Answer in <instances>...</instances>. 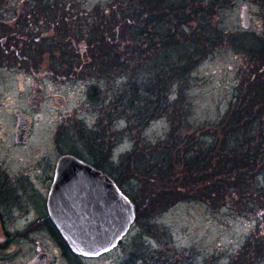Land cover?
Returning a JSON list of instances; mask_svg holds the SVG:
<instances>
[{
    "label": "trees",
    "instance_id": "1",
    "mask_svg": "<svg viewBox=\"0 0 264 264\" xmlns=\"http://www.w3.org/2000/svg\"><path fill=\"white\" fill-rule=\"evenodd\" d=\"M3 1L0 67L46 72L57 81L87 77L100 83L119 77L123 91L110 107L116 120L126 119L142 131L157 119L169 118L182 98L180 82L223 41L225 33L214 26L217 16L239 1L264 8V0H110L87 11L81 0H26L11 18L1 14ZM5 18L12 21L5 23ZM243 46L250 58L240 103L212 127L218 135L209 147H201L185 123L175 146L159 145L148 158L138 156L135 148L118 166L105 159V171L121 189L132 178L147 187L140 202L137 193L128 195L137 208L136 223L152 217L148 212L166 210L190 196L214 211L234 202L241 216L258 214L264 221V187L257 181L264 175V36ZM175 85L179 98L171 103L167 95ZM169 120L173 136L175 125ZM94 134L87 148L101 162L105 139ZM251 250L256 256L250 261ZM146 254L134 252L125 264H165L164 257L148 259ZM237 257L238 264H264V235L255 233Z\"/></svg>",
    "mask_w": 264,
    "mask_h": 264
},
{
    "label": "rangeland",
    "instance_id": "2",
    "mask_svg": "<svg viewBox=\"0 0 264 264\" xmlns=\"http://www.w3.org/2000/svg\"><path fill=\"white\" fill-rule=\"evenodd\" d=\"M24 1L26 0H4L1 14L14 18ZM81 1L83 8L91 11L97 6L107 5L110 0ZM244 10L249 13V30L242 27ZM263 12L264 8L256 3L239 1L217 16L214 26L225 33V37L213 54L200 62L180 82L183 89L180 104L169 114L175 125L173 136L168 117L151 122L143 131L134 129L136 126H129L126 119L116 120V112L110 106L113 105L111 103L114 98L123 91L124 81L119 77L100 83L92 82L87 77L68 81L45 77L41 83L44 100L42 108L37 110L30 105L36 80L31 73L24 71L20 74L15 67L0 71V151L4 155L10 152L8 160L14 165L16 172L25 171L27 163L30 165L36 157L41 156L39 160L44 161V154L53 155L50 134L59 129L62 132L58 149L72 152L83 161L93 163L95 158L89 152L87 144L90 138H95L96 133L101 139H105L106 147L100 143L102 150L99 153L103 162L108 165L105 160L107 158L118 166L120 159L132 153L135 148L138 156L148 158L154 151L153 148L159 145L169 148L177 145L182 140L185 123L188 125L187 133L195 136L194 140L201 147H209L215 141L214 136L218 135L217 130L213 134L212 127L240 103L242 82L248 73L250 58V54L244 51L243 44H250L255 38L264 36ZM144 78L145 76H141L140 81ZM94 84L98 86L96 90L92 89ZM179 90L178 85L170 89L167 95L169 102L178 100ZM61 100L63 103H60ZM15 109H21L33 120L32 136L24 149L10 147L14 144V125L9 112ZM38 115L41 122L36 120ZM117 133H120L118 140ZM197 148L200 149V146ZM257 181L264 187V175L259 176ZM27 184L28 178H25L20 186L25 188ZM144 184L143 181L132 178L125 182L122 190L132 198L137 193L136 200L140 202L142 196L148 193L145 194L147 187ZM25 191L28 194V190ZM44 198L46 196L38 197L36 207L44 208ZM31 205V216H25L21 221L14 218L6 250L0 249V264H31L38 242L51 254L48 264H125L132 253L142 254L143 250L147 252L148 259L150 255L156 260L159 256L164 257L165 261L162 262L165 264H238L237 256L248 239L255 233L259 237L264 235V221L261 222L258 214L241 216L239 204L235 206L234 202L231 206L214 211L207 202L190 196L166 210L148 212L152 213V217L146 216L136 223L118 249L101 258L86 260L76 257L70 250L65 251L59 242L55 244V240L51 245L44 243L47 233L27 231L26 228L33 220L41 217L34 210L32 199L21 200L13 208L17 216L18 212ZM255 256L251 250L248 258L251 261ZM249 262L241 264H250Z\"/></svg>",
    "mask_w": 264,
    "mask_h": 264
},
{
    "label": "water",
    "instance_id": "3",
    "mask_svg": "<svg viewBox=\"0 0 264 264\" xmlns=\"http://www.w3.org/2000/svg\"><path fill=\"white\" fill-rule=\"evenodd\" d=\"M242 27L250 28L247 11ZM48 210L73 254L86 259L116 250L137 220L136 206L117 184L73 156L59 162Z\"/></svg>",
    "mask_w": 264,
    "mask_h": 264
},
{
    "label": "flooded vegetation",
    "instance_id": "4",
    "mask_svg": "<svg viewBox=\"0 0 264 264\" xmlns=\"http://www.w3.org/2000/svg\"><path fill=\"white\" fill-rule=\"evenodd\" d=\"M5 23H10L12 19L5 18L3 19ZM17 71L23 74L24 71L18 69ZM0 71H7L6 67H0ZM31 76L34 77L35 83L33 84L32 90V99L30 101V105L37 110L42 108V102L44 100V90L41 86L42 80L45 77L54 78L53 75L48 74L46 72H32ZM57 81V80H56ZM58 101V99H56ZM60 103H63L61 100ZM11 119L13 121L14 129L12 130V138L13 145L11 148L15 149H24L26 145L29 144V141L32 136V118L24 113L21 109H15L13 112H9ZM36 120L41 122L40 115L36 116ZM61 132L59 129H55L53 133L50 134V142L53 155L46 156L45 154L42 156L44 161L39 160L41 156L36 157L34 161L27 163V167L24 170L16 172L14 170V165L9 162L8 157L9 153L2 154L0 151V249H5L9 242V233H11V225L14 223L15 219H19L21 221L25 216H31L33 214L32 205L29 208H26L24 211L18 212L17 216L14 214L13 208L26 198L32 199L33 208L38 212L41 217H36L33 220V223L26 228L27 231L36 230L39 232L47 233L48 236L44 243L47 245H51L54 240L59 242L60 247L64 248L65 251H69L66 243L64 242L62 236L59 233L57 226L52 221L49 210L48 203L50 199V195L54 188V185L57 181L58 174V165L61 159L65 156H74L72 152L69 153L65 150H59V142L61 139ZM47 158L49 160H47ZM78 158V157H77ZM86 162V161H85ZM112 162V161H111ZM88 163V162H86ZM92 165L95 169L102 173H106L104 169V162H98L94 159L93 163H88ZM28 178V184L25 188L20 186L23 183V180ZM11 187V188H10ZM25 190H28V194ZM42 200L41 209L36 207V202L38 197H45ZM40 200V199H39ZM25 213L21 215L20 213ZM38 226V227H37ZM37 229H36V228ZM18 233L20 231L17 230ZM48 238L50 240H48ZM36 248V255L33 258L31 264H48L51 254L44 250L41 246V242H38Z\"/></svg>",
    "mask_w": 264,
    "mask_h": 264
}]
</instances>
